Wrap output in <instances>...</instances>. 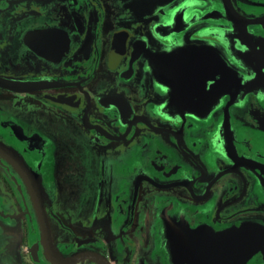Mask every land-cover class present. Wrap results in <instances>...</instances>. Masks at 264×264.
<instances>
[{"label":"flooded vegetation","instance_id":"obj_1","mask_svg":"<svg viewBox=\"0 0 264 264\" xmlns=\"http://www.w3.org/2000/svg\"><path fill=\"white\" fill-rule=\"evenodd\" d=\"M0 79L45 83L0 85V143L59 254L264 264V0H0ZM6 229L53 264L0 156V264Z\"/></svg>","mask_w":264,"mask_h":264},{"label":"water","instance_id":"obj_2","mask_svg":"<svg viewBox=\"0 0 264 264\" xmlns=\"http://www.w3.org/2000/svg\"><path fill=\"white\" fill-rule=\"evenodd\" d=\"M231 68L227 66V64H224V70H230ZM0 85L5 87H23L26 88V90H35L38 88L43 87L45 85L44 82H33V83H27V84H17L12 81H8L5 79H0ZM0 156L8 160L13 164V166L16 168V170L19 172V174L24 179L30 196L32 198L38 220L40 225V231H41V238L44 245V249L46 252V255L48 259L53 264H75L76 262L80 261L82 258L88 257L95 261H97L99 264H106L101 258H98L90 253L85 254H77L72 255L69 257H64L61 254H59L56 249L53 246V243L51 242L50 238V228L48 224V220L45 214V210L43 207V198H42V191L40 187V178L37 174L33 173L27 166L24 164V162L21 160V158L12 150L4 146L2 143H0ZM246 229V228H243ZM246 247L248 248V244H246ZM250 254L249 249H244L240 251V258L244 256H248ZM193 256V254H192ZM193 261V258H192ZM198 264L201 261V258L196 261ZM191 264H194L191 263Z\"/></svg>","mask_w":264,"mask_h":264},{"label":"rangeland","instance_id":"obj_3","mask_svg":"<svg viewBox=\"0 0 264 264\" xmlns=\"http://www.w3.org/2000/svg\"><path fill=\"white\" fill-rule=\"evenodd\" d=\"M6 231L10 232V235L15 237L14 243H11V245L8 247L7 251L5 252L4 255L8 256L10 263L12 264H21V247L19 246V243L16 241V233L13 234L10 229H6ZM13 239V240H14ZM6 259V258H4ZM2 261V257L0 259Z\"/></svg>","mask_w":264,"mask_h":264}]
</instances>
